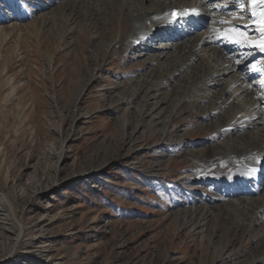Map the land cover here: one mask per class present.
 Returning <instances> with one entry per match:
<instances>
[{
    "label": "rangeland",
    "instance_id": "rangeland-1",
    "mask_svg": "<svg viewBox=\"0 0 264 264\" xmlns=\"http://www.w3.org/2000/svg\"><path fill=\"white\" fill-rule=\"evenodd\" d=\"M57 1L0 0V264H264V216L244 234L247 221L204 201L212 180H183L192 160L226 143L212 142L214 118L200 117L211 101L179 103L176 81L149 89L163 57L145 66L154 51L144 47L93 51L121 19L95 21L81 9L69 17ZM220 3L208 14H224ZM208 22L177 25L175 40ZM151 71V86L132 100L134 81ZM227 143L243 149L244 136Z\"/></svg>",
    "mask_w": 264,
    "mask_h": 264
},
{
    "label": "bare ground",
    "instance_id": "bare-ground-1",
    "mask_svg": "<svg viewBox=\"0 0 264 264\" xmlns=\"http://www.w3.org/2000/svg\"><path fill=\"white\" fill-rule=\"evenodd\" d=\"M62 1L63 11L68 13L69 17L76 16L81 9L85 12L84 15L92 17L95 21H103L110 16L112 19H121L119 31L111 33L110 30L102 43L93 45V51L113 45L120 54H129L136 48L144 47L150 52L154 51L145 66L159 62L157 60L161 57L164 58L163 65L155 71L159 81L151 86L150 75H153L154 71L147 73L142 79L135 80L136 89L129 93L132 100L142 93L146 84L151 86L149 89L156 90L160 83L176 81L174 93L179 97V103L181 99L184 102L197 98L200 103L211 101L217 108H209L200 117L208 121L214 118L209 139L218 142L225 138L226 143H217V151L209 148L202 158L192 160V177H185L183 180H212L214 186L210 187L211 190L204 196V201L217 203L218 206L214 205L218 209L216 211L223 210L228 216L227 219L233 216L247 221V225H242L243 233L247 234L250 223L255 224L258 217L264 216V193H260L264 191V187L259 189L264 183V85L261 84V81H264V51L256 47L261 43V32L257 30V20H253V12L257 14L264 11V5L254 7L252 0H226V4L220 3L218 6L222 9L220 12L227 14L224 15L219 12L208 14V5L215 0H146L149 7L141 5L139 0ZM61 10L62 8H58L54 13L57 18ZM173 10L178 11L179 18L176 21L171 15ZM23 12L18 10V14L24 18ZM206 16L209 17V22L200 33L193 34L188 39L175 40L177 32L173 31L177 25L181 27L184 23L195 24L202 19L206 20ZM232 19H239V23L232 22ZM243 19L244 21H241ZM229 29L246 33L247 42L238 44L227 38L225 33ZM191 31L195 33L193 29ZM182 32L185 35V29ZM88 40L96 42V37H89ZM158 40L165 44L156 50L149 47L148 44ZM214 42L221 43L222 47L213 48L210 44ZM206 48H209L208 54ZM83 49L84 47L79 46L77 50L81 53ZM236 50H240V53L231 56L232 51ZM245 69L250 71L246 77L242 72ZM89 73L90 71L88 76ZM224 76L229 77V80H224ZM221 81L225 82L222 87ZM145 98L147 106L150 105L151 99H155L150 94ZM222 109L225 113L220 116ZM218 110L222 111L215 113ZM176 115L177 113L173 114L172 118ZM239 134L244 136L243 149L227 143L234 135ZM226 185L231 186L232 192L226 190ZM249 185L252 186L251 190L248 189ZM231 198L236 201H231ZM192 219L193 217L189 221ZM192 233L194 232H189L188 237L192 236ZM258 258H253L252 262L259 263L264 259L258 261Z\"/></svg>",
    "mask_w": 264,
    "mask_h": 264
},
{
    "label": "snow or ice",
    "instance_id": "snow-or-ice-1",
    "mask_svg": "<svg viewBox=\"0 0 264 264\" xmlns=\"http://www.w3.org/2000/svg\"><path fill=\"white\" fill-rule=\"evenodd\" d=\"M253 6L257 5H264V0H252ZM173 15H176V13H173ZM253 15L255 16L256 13L253 12ZM259 32H261V43L257 44L256 47H259L261 51H264V11L260 14V22L259 27L257 29ZM226 37L231 39L234 43H245L247 42V35L244 32H240L236 29H229L225 33ZM258 70V69H254ZM261 84L264 85V81H261Z\"/></svg>",
    "mask_w": 264,
    "mask_h": 264
}]
</instances>
